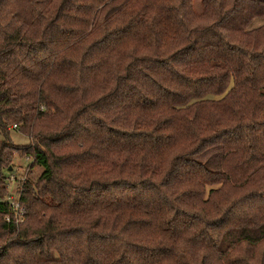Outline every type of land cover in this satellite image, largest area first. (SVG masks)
<instances>
[{"label": "trees", "instance_id": "trees-1", "mask_svg": "<svg viewBox=\"0 0 264 264\" xmlns=\"http://www.w3.org/2000/svg\"><path fill=\"white\" fill-rule=\"evenodd\" d=\"M201 5L0 0V264H264V0Z\"/></svg>", "mask_w": 264, "mask_h": 264}, {"label": "rangeland", "instance_id": "rangeland-1", "mask_svg": "<svg viewBox=\"0 0 264 264\" xmlns=\"http://www.w3.org/2000/svg\"><path fill=\"white\" fill-rule=\"evenodd\" d=\"M193 9L195 12H200L202 10L201 0H193ZM264 23V19H255L252 22L251 27H256L260 24ZM10 139L13 143L17 145H25L29 142V138L21 133H19L16 130H11L10 132ZM218 150V154L216 153V150ZM195 159L204 163L206 166H208L212 170L219 169V162H220V149L219 148H211L203 153L195 156ZM13 169L6 174V183L7 179L10 176H14L16 178V182H11L10 178L8 179L7 188V194L9 196L17 197L18 191H17V185L19 183V180L22 177L30 178L33 177V175H38L40 169L39 167H32L28 170L27 165L29 164L28 158H19L14 157L13 158ZM18 181V183H17ZM21 182V181H20Z\"/></svg>", "mask_w": 264, "mask_h": 264}, {"label": "built area", "instance_id": "built-area-1", "mask_svg": "<svg viewBox=\"0 0 264 264\" xmlns=\"http://www.w3.org/2000/svg\"><path fill=\"white\" fill-rule=\"evenodd\" d=\"M9 178H10L11 182H13V181L16 182V178L14 176H10ZM8 179H7L6 187H8L7 186ZM24 179L25 178L22 177L19 181L23 182ZM17 191H18V189H17ZM7 200H8V207H9L10 213L8 215H6L4 219L6 222L14 223L15 225H18L19 223L23 222L24 217H25V209L19 201V195H17L16 198L13 196H9V197H7Z\"/></svg>", "mask_w": 264, "mask_h": 264}]
</instances>
